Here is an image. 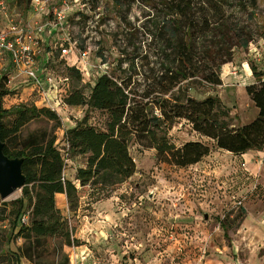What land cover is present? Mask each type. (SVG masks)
<instances>
[{
    "label": "rangeland",
    "instance_id": "obj_1",
    "mask_svg": "<svg viewBox=\"0 0 264 264\" xmlns=\"http://www.w3.org/2000/svg\"><path fill=\"white\" fill-rule=\"evenodd\" d=\"M114 1L30 0L23 8L16 0H5L0 29H6L9 21L22 28L42 26L40 37L45 33L51 42L42 38L35 60L54 79L39 90L14 67L8 54L0 53V80L9 91L0 98V110L25 103L47 107L58 116L25 124L13 141L15 149L28 141L54 137L64 153V130L86 111L90 124L104 126L105 113L87 110L85 105L68 106L62 96L73 88L88 95L94 80L105 71L121 76L118 60L127 43L125 35L138 44L139 26L156 0H120V6ZM256 4L253 16L250 8L237 13L251 28L253 40L246 48H235L231 61L221 65L222 83L189 91L198 99L218 96L232 126L246 124L257 115L244 89L255 81L251 64L264 73V0ZM58 13L63 17L58 18ZM68 42L73 51L62 55L60 48ZM84 50L86 56L81 55ZM43 51H50L48 61ZM69 64L79 70L81 79L69 75ZM12 117L3 115L0 121L8 125ZM169 138L176 146L186 141L207 143L210 152L198 163L177 167L160 162L153 148L132 146L136 171L125 183L99 200L87 193L76 210L68 206V211H61L78 245L68 246L60 236L47 237L20 264H264V148L245 155L218 149L184 120L172 126ZM80 161L67 160L64 175L73 178ZM20 196L17 190L0 198V264H15L12 255L25 245L23 238L10 235Z\"/></svg>",
    "mask_w": 264,
    "mask_h": 264
},
{
    "label": "trees",
    "instance_id": "obj_2",
    "mask_svg": "<svg viewBox=\"0 0 264 264\" xmlns=\"http://www.w3.org/2000/svg\"><path fill=\"white\" fill-rule=\"evenodd\" d=\"M29 2L16 0L23 8ZM114 4L120 6L122 2L115 0ZM149 5L148 18L139 26L138 44L130 42L128 33L125 35L127 43L118 60L121 76L102 73L88 95L81 88H73L63 98L68 106L85 105L87 110L105 113L102 128L88 122L86 111L64 130V153L54 144V137L28 141L15 149L13 141L25 124L40 117L57 120L58 116L47 107L25 103L0 110L4 113L0 118L13 116L8 125L0 121L4 153L23 157L25 175L10 228L12 238L25 240L12 255L15 264H20L22 257L31 258L47 237L60 236L64 244L78 245L56 205L55 194H65L70 210H76L87 193L95 200L107 197L136 171L132 146L153 148L160 162L177 167L193 165L208 155L207 143L186 141L176 146L170 141L169 131L178 121H186L218 149L233 154L263 150L264 73L256 65H250L255 81L244 89L257 115L246 124L232 126L228 109L218 96L198 99L189 93L200 85H220L221 65L231 61L235 48H246L253 40L251 28L237 13L250 8L253 16L256 0H156ZM67 69L70 76L81 79L74 65ZM8 93L0 80V98ZM72 158H80L82 165L75 168L73 178H68L63 171ZM26 213L28 220L22 222Z\"/></svg>",
    "mask_w": 264,
    "mask_h": 264
},
{
    "label": "built area",
    "instance_id": "obj_3",
    "mask_svg": "<svg viewBox=\"0 0 264 264\" xmlns=\"http://www.w3.org/2000/svg\"><path fill=\"white\" fill-rule=\"evenodd\" d=\"M6 8L5 0H0V15H5ZM62 17L63 15L58 13V18ZM42 31V26H38L35 29L22 28L12 21H9L6 29H0V53L8 54L14 67L28 77L33 82L34 87L39 90L42 89L43 84H50L54 79L48 74L44 79L37 75L40 65L35 60V57L41 53L39 43L42 41L40 37ZM60 51L62 55H68L73 51V46L68 42L60 48ZM86 54L87 51L85 50L81 53L82 56H86ZM27 220L28 214L26 213L21 217V221L27 222Z\"/></svg>",
    "mask_w": 264,
    "mask_h": 264
},
{
    "label": "water",
    "instance_id": "obj_4",
    "mask_svg": "<svg viewBox=\"0 0 264 264\" xmlns=\"http://www.w3.org/2000/svg\"><path fill=\"white\" fill-rule=\"evenodd\" d=\"M1 115V111H0ZM1 126V122H0ZM4 142L0 139V198L5 199L17 190H20L25 182L22 171L23 157H9L3 150ZM207 218V215L204 216Z\"/></svg>",
    "mask_w": 264,
    "mask_h": 264
},
{
    "label": "crops",
    "instance_id": "obj_5",
    "mask_svg": "<svg viewBox=\"0 0 264 264\" xmlns=\"http://www.w3.org/2000/svg\"><path fill=\"white\" fill-rule=\"evenodd\" d=\"M0 16H1V15H0ZM42 38H43V40H44L45 42H51V40H49V37L46 36L45 33L42 34ZM49 55H50V51H49V52H48V51H43V56H44V58H45V61H48V60H49ZM44 63H45V62H44ZM44 63H42V64H44ZM69 65H70V64H69ZM47 74H48V73H46V72L44 71V68H43L42 66H39V69H38V71H37V75L40 76L42 79H44V77H45ZM29 80H30V79H29ZM30 81H31V80H30ZM31 83H32V86L34 87L32 81H31ZM50 93H52V92H49V94H50ZM66 95H67V93H66L65 95H63V98H64ZM41 99H43V97H42ZM249 152H254V151H248V152H246L245 154H247V153H249ZM245 154L243 153V155H245ZM80 165H82V164H80ZM55 200H56V203L58 202V204H60V206H58V208L60 209V211H63V210L68 211V203H67V199H66L65 194H63V193H56V194H55Z\"/></svg>",
    "mask_w": 264,
    "mask_h": 264
}]
</instances>
